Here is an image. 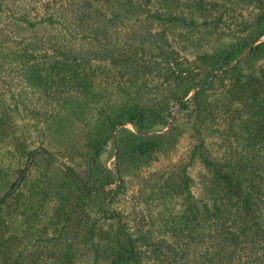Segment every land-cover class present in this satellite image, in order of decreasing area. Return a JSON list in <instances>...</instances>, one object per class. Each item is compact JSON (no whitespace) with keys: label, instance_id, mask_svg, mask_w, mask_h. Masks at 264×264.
Masks as SVG:
<instances>
[{"label":"trees","instance_id":"1","mask_svg":"<svg viewBox=\"0 0 264 264\" xmlns=\"http://www.w3.org/2000/svg\"><path fill=\"white\" fill-rule=\"evenodd\" d=\"M262 34L264 0H0V264H264V40L217 72Z\"/></svg>","mask_w":264,"mask_h":264},{"label":"water","instance_id":"2","mask_svg":"<svg viewBox=\"0 0 264 264\" xmlns=\"http://www.w3.org/2000/svg\"><path fill=\"white\" fill-rule=\"evenodd\" d=\"M262 40H264V34L260 35L255 41H253L250 45H248V47H246L235 59H233L232 61H230L229 63L223 65L222 67H220L217 72H220L226 68H230L232 66H234L240 59H242L252 48L253 45H256L257 43L261 42ZM202 85V82L198 83V85L194 86L190 92L191 95H193L195 93V90L200 86ZM177 110V107L173 108L172 110V115H171V120L174 118V114H175V111ZM127 124H130L133 126V124L130 122V121H126L124 124H121V123H118L115 128L113 129L112 131V141H113V149H114V153H113V157H114V160L116 159V156H117V147H116V130H118L122 125H127ZM169 127V125L167 124L166 127L164 128H161V129H155V130H151V131H146L144 133H147V134H151V133H157V132H160V131H164L166 130L167 128ZM35 154V151L32 152L31 156H30V160L32 159V157L34 156ZM115 172H116V179L115 181L112 183L114 185H117L118 182H119V179H118V175H117V167H115ZM76 178L78 179V181L85 185V183L82 181V179L76 175ZM86 186V185H85ZM87 188H89L88 186H86ZM99 189H101L102 187H98Z\"/></svg>","mask_w":264,"mask_h":264},{"label":"rangeland","instance_id":"3","mask_svg":"<svg viewBox=\"0 0 264 264\" xmlns=\"http://www.w3.org/2000/svg\"><path fill=\"white\" fill-rule=\"evenodd\" d=\"M125 126H130V127H132V125H130V124H127V125H125ZM187 143H188V140H187L186 138H183L182 141H181V143H180V146H179L178 155L184 153V151H185L186 148H187ZM107 163H108V165H109L110 167H112V166L114 165V157H113V154H112V156L107 160Z\"/></svg>","mask_w":264,"mask_h":264}]
</instances>
